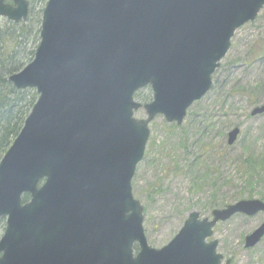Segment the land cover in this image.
<instances>
[{"label":"water","instance_id":"water-1","mask_svg":"<svg viewBox=\"0 0 264 264\" xmlns=\"http://www.w3.org/2000/svg\"><path fill=\"white\" fill-rule=\"evenodd\" d=\"M264 0H47L33 58L9 81L37 99L0 159V264H221L212 227L264 213L240 199L191 211L164 246L147 244L131 179L158 114L180 124L211 88L234 31ZM28 0H0V17L25 19ZM149 86L141 104L134 93ZM145 118L134 117L139 108ZM264 113V104L250 115ZM239 128L227 133V144ZM29 199L22 202V194ZM264 235V221L244 237ZM139 248L133 252V245ZM226 260L224 264H227Z\"/></svg>","mask_w":264,"mask_h":264},{"label":"rangeland","instance_id":"rangeland-1","mask_svg":"<svg viewBox=\"0 0 264 264\" xmlns=\"http://www.w3.org/2000/svg\"><path fill=\"white\" fill-rule=\"evenodd\" d=\"M45 1L39 0L30 14L41 11ZM140 92L151 96L148 90ZM261 104L264 6L253 20L234 31L212 75L211 89L188 108L182 123L176 125L157 115L148 124V140L131 190L144 208L142 226L150 247L166 244L191 210L203 217L239 199L264 201V170L262 179L251 178L246 164L249 157L264 155V113L250 115ZM134 116L145 118L143 108ZM233 127L239 128V135L228 145L227 133ZM263 221L262 212L235 214L213 226L208 239L218 241L222 263L264 264V236L254 246L244 247V236ZM4 227V220L0 221V236Z\"/></svg>","mask_w":264,"mask_h":264},{"label":"trees","instance_id":"trees-1","mask_svg":"<svg viewBox=\"0 0 264 264\" xmlns=\"http://www.w3.org/2000/svg\"><path fill=\"white\" fill-rule=\"evenodd\" d=\"M30 12L21 22L6 18L0 21V158L20 131L37 98L34 88H16L8 79L32 59L39 41L41 11ZM144 90L150 91L147 87ZM135 98L144 103L150 100V94L138 91ZM257 158L249 157L246 164L250 168L249 177L260 180L263 178L264 155ZM27 199L28 194H23L22 201Z\"/></svg>","mask_w":264,"mask_h":264},{"label":"flooded vegetation","instance_id":"flooded-vegetation-1","mask_svg":"<svg viewBox=\"0 0 264 264\" xmlns=\"http://www.w3.org/2000/svg\"><path fill=\"white\" fill-rule=\"evenodd\" d=\"M6 1H9V0H6ZM38 1L39 0H28V13H29L30 10H32L33 6H35ZM42 9H43V7H41V11H42Z\"/></svg>","mask_w":264,"mask_h":264}]
</instances>
